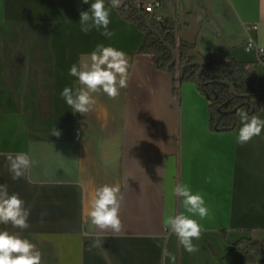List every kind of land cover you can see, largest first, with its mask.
<instances>
[{
  "label": "crops",
  "instance_id": "0c3cea01",
  "mask_svg": "<svg viewBox=\"0 0 264 264\" xmlns=\"http://www.w3.org/2000/svg\"><path fill=\"white\" fill-rule=\"evenodd\" d=\"M159 1L157 14L177 22L192 55L256 62L264 91V53L246 47L253 38L264 48V0ZM92 2L0 0V185L30 209L29 228L0 231L33 243L41 264H264L255 251L253 262L242 258L245 240L264 242V130L245 145L236 140L239 119L232 132L212 131L208 99L136 53L143 33L116 8L111 37L80 30V11ZM101 43L127 54L128 87L115 99L98 93L92 111L73 113L61 97L64 87H79L69 69ZM20 152L33 163L13 180L6 155ZM179 183L209 209L192 217L204 229L192 254L165 228L169 215H191L172 194ZM104 184H118L124 196L119 234L101 232L85 215Z\"/></svg>",
  "mask_w": 264,
  "mask_h": 264
},
{
  "label": "clouds",
  "instance_id": "9594fccd",
  "mask_svg": "<svg viewBox=\"0 0 264 264\" xmlns=\"http://www.w3.org/2000/svg\"><path fill=\"white\" fill-rule=\"evenodd\" d=\"M88 4L89 0H82ZM120 0H110V7L105 0H94L88 11H80V30L88 34L93 29L100 31L101 35L111 37L109 30L112 9L119 7ZM255 45L248 41V48ZM264 51V48L260 49ZM131 65L127 54L112 46L97 44L90 55L81 60L79 64H73L69 69V75L75 77L79 87H64L61 92L62 99L72 109L73 113L87 114L97 104L96 94L103 93L111 99L120 95L122 89H126L130 79ZM241 127L236 137L237 143L245 145L254 137L260 136L264 130V118L259 115H249L244 109L236 112ZM61 133L54 128L51 135L59 136ZM9 171L12 179L25 177L32 167V161L27 153L6 155ZM172 194L182 200L187 212L191 215L171 214L165 220V228L176 235L180 245L190 254L199 251L193 243L199 240L204 231L202 225L194 218L201 219L209 215V209L205 205V199L200 194H194L191 187L184 183L176 184ZM124 196L118 184H104L96 187L88 201L85 211L87 219L101 232L110 230L119 234L122 231L120 218L121 205ZM30 209L25 206V201L16 193H9L7 185H0V224H11L14 228L27 229L29 224ZM93 247H101L99 241ZM170 254L164 250V257ZM175 260V256H171ZM42 253L29 240L7 230L0 231V264H41Z\"/></svg>",
  "mask_w": 264,
  "mask_h": 264
},
{
  "label": "trees",
  "instance_id": "16d2710c",
  "mask_svg": "<svg viewBox=\"0 0 264 264\" xmlns=\"http://www.w3.org/2000/svg\"><path fill=\"white\" fill-rule=\"evenodd\" d=\"M110 1V0H108ZM149 0H120L117 11L143 33L142 44L136 53L150 54L156 66L169 72L180 83L193 82L209 105V125L212 131L232 132L237 128L239 109L250 115L264 111V91L258 88L256 62L234 58L218 61L211 56L198 59L191 54L194 45L178 37V24L173 19L157 20L146 11ZM222 53V50L219 51ZM245 261L253 262L252 252L264 260V242L245 240Z\"/></svg>",
  "mask_w": 264,
  "mask_h": 264
},
{
  "label": "built area",
  "instance_id": "2783aa9c",
  "mask_svg": "<svg viewBox=\"0 0 264 264\" xmlns=\"http://www.w3.org/2000/svg\"><path fill=\"white\" fill-rule=\"evenodd\" d=\"M160 6V1L159 0H149V1H147V3H146V5H145V9H146V11H149V12H152V13H154L155 14V16H156V19L157 20H161V17L157 14V12H156V9L158 8ZM249 40H252V41H254L255 42V40L253 39V38H249L248 39V41ZM248 41H247V44H246V47L248 48ZM255 45L256 46H253L252 48H255V49H257L258 50V52L262 55L263 53H264V51H261L260 49V47H258V45H257V43L255 42ZM251 48V49H252ZM249 49V48H248Z\"/></svg>",
  "mask_w": 264,
  "mask_h": 264
},
{
  "label": "water",
  "instance_id": "95a60500",
  "mask_svg": "<svg viewBox=\"0 0 264 264\" xmlns=\"http://www.w3.org/2000/svg\"><path fill=\"white\" fill-rule=\"evenodd\" d=\"M263 109H264V107H263Z\"/></svg>",
  "mask_w": 264,
  "mask_h": 264
}]
</instances>
